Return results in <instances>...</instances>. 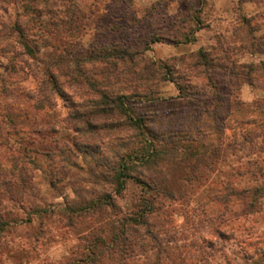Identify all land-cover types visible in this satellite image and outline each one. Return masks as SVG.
Here are the masks:
<instances>
[{
  "label": "rangeland",
  "instance_id": "374dc122",
  "mask_svg": "<svg viewBox=\"0 0 264 264\" xmlns=\"http://www.w3.org/2000/svg\"><path fill=\"white\" fill-rule=\"evenodd\" d=\"M13 24L40 50L34 58L22 53L16 31L11 49L0 46L2 131L13 126L10 119L19 127L0 147L13 158L0 161V264H264V0H0V26ZM200 48L222 65L194 69ZM93 49H124L129 55L119 68L127 73H147L146 64L159 73L171 67L177 83L203 90L191 96L212 99L216 87L236 103L227 117L225 110L221 119L200 116L211 128L193 135L210 158L194 169L170 163L156 183L172 196L130 180L115 192L114 153L137 144L118 149L115 138L134 131L101 124L122 114L101 112L93 117L97 128H76V109L83 114L99 99L87 79L109 66L84 62L74 72L72 57ZM58 58L64 63L50 70L61 92L42 79ZM64 72L79 81L69 83ZM149 81L146 96L131 95L145 93L132 85L113 89L130 96L128 114L162 131L171 111L188 108L162 100L178 95L173 82L158 74ZM96 199L107 204L71 211ZM140 209L148 226L126 227V241L114 242Z\"/></svg>",
  "mask_w": 264,
  "mask_h": 264
},
{
  "label": "trees",
  "instance_id": "16d2710c",
  "mask_svg": "<svg viewBox=\"0 0 264 264\" xmlns=\"http://www.w3.org/2000/svg\"><path fill=\"white\" fill-rule=\"evenodd\" d=\"M26 28L13 24L8 27L5 25L0 26V46L2 49H11L12 43L10 41L11 34L16 31L21 35V46L23 48L22 53L28 55L29 57H35L37 52H39L40 48L33 46L30 44L25 37ZM2 38V39H1ZM0 48V49H1ZM227 53V50H225ZM129 53H127L124 49H112V50H89L83 54L77 53L72 57L77 68L74 69V72L78 70V65L84 62H107L109 66L106 67L105 71H102L103 75L99 78H89L87 79V83L89 85L90 90L94 93L98 94L99 99L96 102L95 100H90L91 108H89L85 113H79L78 109L75 111L77 114L76 118L79 124L76 128L78 130L86 125L90 128H97L98 122L96 119H93L94 116L103 112L108 115L118 116L122 114L124 119H120L119 121L111 120L105 121L101 126L107 129H117L118 127L126 128L125 130H133V135L125 136V137H116V141L118 144V149L129 147L131 143L137 144L135 149H130L127 151H123V153H119L118 150L115 151V161L111 166V182L114 184L115 192L120 193L125 188V182L130 180L136 184L142 185L149 191L165 194L168 196H172V193L164 191L163 188L159 189L158 183L156 180L161 178L162 181L165 179V176L170 172L168 166L171 164H182L183 162H187L192 166L193 169L195 167H199L201 164H205V160L210 158V155L206 153L204 150L205 144L203 142H198V139L193 135V133H201L202 131H206V129L211 128V125L206 123V121L201 120L200 116H205L208 119L211 117L212 119H221V111L225 110L226 117L229 116L233 111L234 104L232 100L221 97L217 93L216 87H214L215 96L212 99L206 98L203 101L202 98L191 96L192 93L201 94L203 92L202 89L197 88V85L187 81L184 86L180 85L175 80V75L170 71L171 67H167L166 72L159 73L158 71L153 69L151 64H146V71H132L126 72L123 68H119V65L125 64L126 57H128ZM198 61L194 64V69H197L198 66H203L205 70H210L215 66L222 65V62L216 61L215 57H211L210 53L206 49L200 48L197 51ZM60 57V56H59ZM61 58H58V60ZM57 59L52 63H49L47 67V71L42 73L43 83L52 84L55 90L61 92V88L58 84V76L56 73L50 70L51 66L54 67L55 64H63V60L58 61ZM53 64V65H52ZM236 62L232 63V69L236 67ZM67 69V65L65 66ZM58 68V67H57ZM148 72L150 74H148ZM69 78V83L78 82V77L74 76L70 73H61ZM159 75L160 79L171 81L176 86L178 90V95L176 97H171L168 99H162L164 102H174L180 100L181 107H187L188 109L182 110L180 114L175 113L173 111L170 112V115H167L165 119H170L169 124L165 130L155 131L149 125L144 124V120L142 117H133L131 114H128L126 100H129L130 96L124 93L125 91L119 89H113L116 86H121L124 84L126 86L132 85V88H141L145 91V93L135 92L131 95L136 96H146V94H151L152 91L150 89V76L151 75ZM203 74L205 72L203 71ZM77 75V74H76ZM182 77V76H180ZM116 85V86H115ZM210 85V84H207ZM214 86V85H213ZM211 85V87L213 88ZM207 93V92H204ZM140 94V95H139ZM205 95V94H203ZM219 101V103H217ZM226 105V108L223 107ZM234 110V109H233ZM173 115V116H171ZM80 118V119H79ZM117 119V118H116ZM171 119H191L189 121H178ZM179 122V123H178ZM9 123L13 124V126L8 129L5 133L2 131L3 124H8L6 122H2L0 119V147L7 146V136L10 131H16L19 127L14 126V122L10 119ZM172 123V124H171ZM249 123V122H248ZM148 135L147 137L144 135ZM207 134V132H206ZM114 139V140H115ZM114 143V142H113ZM206 149V148H205ZM31 150V149H29ZM37 153V151H34ZM40 154H48L45 151L39 152ZM13 159L12 156H1L0 161L6 160L10 161ZM190 162H193L194 165ZM178 164V165H179ZM17 165H14L12 173L17 170ZM19 171V170H18ZM193 172V170H192ZM167 173V174H166ZM160 181V182H162ZM260 188H256L255 192H258ZM105 198L108 196H104ZM106 203L104 200L96 199L92 200L88 205H78L77 207H72L71 211L73 213L80 212L83 210H88L89 207L93 208L97 204L101 205ZM107 204V203H106ZM145 213L143 211H138L137 216L132 217L127 220V222L121 223L119 227V234L115 235L114 242H124L126 241L127 236L125 233V228L130 227L133 230H137L140 227L145 225L148 226V221L144 218ZM119 239V240H118ZM123 247L120 249V254H123ZM252 264H257L256 261H253Z\"/></svg>",
  "mask_w": 264,
  "mask_h": 264
}]
</instances>
